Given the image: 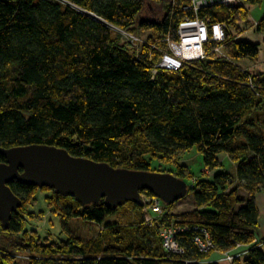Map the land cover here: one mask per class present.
<instances>
[{"label":"trees","instance_id":"1","mask_svg":"<svg viewBox=\"0 0 264 264\" xmlns=\"http://www.w3.org/2000/svg\"><path fill=\"white\" fill-rule=\"evenodd\" d=\"M62 1L0 0V148L55 146L115 168L173 173L191 180L195 207L176 213V202L162 201L155 214L148 192L143 206L82 205L15 181L10 188L23 206L8 227L0 217L10 243L0 247V264H20L18 256L27 264H205L244 248L233 264H264L256 202L264 192V72L241 66L261 50L240 40L246 3L263 0L211 5L198 15L191 0ZM199 18L210 30L225 26L224 40L207 42L205 57L177 72L159 68L170 43L181 40V23ZM256 25L264 32V18ZM193 149L212 173L195 175L176 161ZM221 157L236 175L223 170ZM43 192L63 228L78 219L106 222L105 232L87 242L72 234L43 239L29 229L30 207ZM129 208L135 220L122 218ZM116 217L123 220L107 223ZM171 227L181 253L164 247L162 233ZM207 236L212 247L204 251L197 239Z\"/></svg>","mask_w":264,"mask_h":264},{"label":"water","instance_id":"2","mask_svg":"<svg viewBox=\"0 0 264 264\" xmlns=\"http://www.w3.org/2000/svg\"><path fill=\"white\" fill-rule=\"evenodd\" d=\"M79 10L103 21L93 13ZM0 155L6 159L0 164V217L6 227L13 214L23 206L10 188L15 181L53 190L82 205L104 200L112 208L123 207L129 202L143 206L142 192L152 193L165 203L183 200L189 192L188 183L173 173L115 168L105 162L73 156L68 150L55 146L0 148Z\"/></svg>","mask_w":264,"mask_h":264},{"label":"rangeland","instance_id":"3","mask_svg":"<svg viewBox=\"0 0 264 264\" xmlns=\"http://www.w3.org/2000/svg\"><path fill=\"white\" fill-rule=\"evenodd\" d=\"M57 1L63 2L62 0H57ZM238 5L240 6V4ZM246 7L249 10L250 16L246 22L241 24L244 33L241 35L240 40H242L243 42L244 41L250 42L253 45L258 44L261 51L258 57L259 59L256 62H253L252 60H247L245 61V63H241V66L250 69L251 72L253 73L264 72V32H258L256 25L258 21L264 18V0L262 5L251 6L248 3H246ZM129 40L132 42L137 41L130 37ZM138 40L142 42V38ZM221 158L224 159V157ZM176 161L182 164L184 163L185 165L189 166L191 172H193L195 175H198L201 171H203L204 174L212 173L211 171L204 169L205 164H204L203 156L195 149H193V151L187 154H183V156L177 158ZM154 168L158 169V164H155ZM223 170L226 171L227 173L230 172L234 175H236L237 172L230 160L224 162ZM187 181L188 183L192 184L190 179H188ZM45 193L44 192L39 193L38 202L36 203V205L30 207V212L35 213V216L33 217V220H31V224L29 227L30 230L32 229L33 231H36L43 239L49 237L51 241L60 242L62 240L64 241L67 240L69 235L72 234L73 236L80 238L82 241L87 242L93 237H97L105 232L107 228L106 222L102 225H99L93 222L79 221L78 219L72 220V222L70 223L67 222L66 228H63L64 227L63 224L61 223L59 218L53 214L49 205L47 204V200L45 199L44 196ZM188 196L189 197H186L183 200H180L179 202L175 203L174 212L182 213L194 209L195 205L193 204L192 201L193 194L190 191L188 193ZM123 214H124L122 216L123 219L135 220L133 218L134 213H132V210L130 208L125 209ZM122 218L116 217L114 219H109L107 220V223L109 221H122L123 220ZM6 236L8 235L4 233H0V247L10 245V243H6L4 239ZM21 258H22L21 256L16 257V259L19 261L20 264L28 263L27 259H21ZM231 263H233V261Z\"/></svg>","mask_w":264,"mask_h":264},{"label":"built area","instance_id":"4","mask_svg":"<svg viewBox=\"0 0 264 264\" xmlns=\"http://www.w3.org/2000/svg\"><path fill=\"white\" fill-rule=\"evenodd\" d=\"M192 1V10L198 15L199 11L203 8L210 7L211 5H225V6H237L240 3V0H191ZM210 27L206 20L201 18L193 20L188 19L185 22L181 23L179 30V38L181 39L178 44L170 43L171 53H167L163 56L161 63L159 64V68L170 71H179L184 63L193 61V60H201L205 57L206 52L204 49V45L210 40L216 42H222L225 36V26L222 24H214ZM132 39L138 40L134 36H129ZM209 170V169H206ZM150 202V200H149ZM151 208L155 214L162 213L161 201L154 197L151 200ZM151 220L150 217H147ZM177 230L175 228H166L162 237L164 240V247L172 251L183 252L179 249V245L175 240V234ZM208 242L202 241L201 239H197L198 244L201 249L204 251H209L212 247V242L207 236ZM226 256V258H225ZM224 256L225 260L232 262L234 260L235 255L226 254Z\"/></svg>","mask_w":264,"mask_h":264},{"label":"crops","instance_id":"5","mask_svg":"<svg viewBox=\"0 0 264 264\" xmlns=\"http://www.w3.org/2000/svg\"><path fill=\"white\" fill-rule=\"evenodd\" d=\"M225 161L230 160L227 157H224ZM231 161V160H230ZM244 194V193H243ZM256 202L258 203V208H259V212L261 214L260 217V229H259V239H264V192L260 193L257 195V200ZM244 251H247V249H243L241 252H231L229 255L233 254V255H239V254H243ZM212 260L209 261L208 263L205 264H210V262H215L216 264H233L228 260L224 259V255H219V254H214L213 257L211 258Z\"/></svg>","mask_w":264,"mask_h":264}]
</instances>
